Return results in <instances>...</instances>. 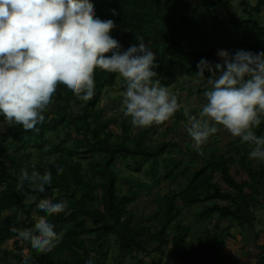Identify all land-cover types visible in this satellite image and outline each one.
I'll return each instance as SVG.
<instances>
[{
	"label": "trees",
	"instance_id": "16d2710c",
	"mask_svg": "<svg viewBox=\"0 0 264 264\" xmlns=\"http://www.w3.org/2000/svg\"><path fill=\"white\" fill-rule=\"evenodd\" d=\"M90 2L98 17L115 22L117 27L111 35L124 49L137 43V37L143 39L156 53L159 65L153 80H164L159 72L162 66L166 67L169 73L166 83L172 87L177 85L179 94L187 90L178 75L194 82L198 95L208 90L206 78L196 74V65L201 58L217 62L218 49L232 53L237 49L264 51V25L253 14L226 12L221 16L217 0ZM229 2L225 0L222 5L227 8L231 5ZM258 3L263 5L264 0ZM117 77L118 73L97 69L95 95L88 102L80 101L66 86L58 85L52 100L54 109L43 113L46 119L37 125L38 131H25L20 125H14L9 131L4 118V123L0 119V125L7 129L0 132V147H3L0 151V264H5L2 258L11 254L3 248L5 242L12 239L14 250L18 251L25 243L16 239L11 228L32 227L34 217L46 215L36 207L41 199L67 202L64 212L47 217L54 231L64 235L48 254H37L27 244L32 264H86L88 260L92 264H108L112 244L118 256L130 254L136 258L135 252L144 255L157 252L159 258H153L149 264L202 263L208 252L220 250L225 244L221 234L207 229L212 218H230L238 227L250 226L255 204L252 196L257 193L254 187H259L264 180V162H255L254 167L248 156L253 145L237 137L228 142L229 148L225 151L222 148L207 154L204 148L196 156L197 152L190 148L189 155H176L186 148L185 143H192L190 138L186 139L188 135H183L181 141L172 137L153 142L146 139L143 132L147 130L132 134L130 123L121 111L104 117L99 107L102 97L117 85ZM120 79L119 90L124 91V82ZM192 92L190 89L189 94ZM179 94H175L178 101ZM185 122L187 118L180 108L174 114L172 126ZM114 123L120 129L118 133L110 128ZM217 127L216 133L221 134L224 128ZM253 131L257 136H264V118ZM216 133L212 135L214 138ZM207 144L217 145V142L208 139ZM31 149L34 153L28 151ZM53 158L64 169L58 175L55 166L48 163ZM119 159L132 173L129 178H135L122 193L120 176L114 168ZM233 165L236 168L232 171ZM25 168L41 173L50 170L52 184L43 193L32 191L27 185L24 191L18 192L17 177ZM134 173H141L144 179L136 178ZM233 173L247 176L239 181ZM141 190L154 193L151 202L156 206L151 212L153 215L144 216V220H139L141 215L131 208ZM196 204H201L196 213V221L201 226L192 231L182 221V208L189 209ZM230 227L226 225L223 230L228 233ZM12 256L15 261L9 264H22L23 254ZM142 260L137 259L136 264Z\"/></svg>",
	"mask_w": 264,
	"mask_h": 264
},
{
	"label": "clouds",
	"instance_id": "9594fccd",
	"mask_svg": "<svg viewBox=\"0 0 264 264\" xmlns=\"http://www.w3.org/2000/svg\"><path fill=\"white\" fill-rule=\"evenodd\" d=\"M116 27L113 20L96 15L90 0H0V114L7 124L38 131L58 85L66 86L82 102L92 100L97 69L118 73L123 79L120 110L134 128L169 121L181 105L160 80H153L158 75L156 53L140 37L124 49L111 35ZM217 56V62L201 58L196 65L197 76L209 85L206 103L196 115L187 109L183 112L194 150L199 152L219 125L253 145L249 159L264 162V136L253 131L264 118V51L221 49ZM48 163L57 175L64 171L55 158ZM52 181L50 170L25 168L17 177L16 190L22 192L27 185L43 193ZM36 207L46 215L34 217L32 227L11 231L37 254H48L64 233L54 231L47 217L64 212L67 202L41 199ZM32 259L26 249L22 264H32Z\"/></svg>",
	"mask_w": 264,
	"mask_h": 264
},
{
	"label": "rangeland",
	"instance_id": "374dc122",
	"mask_svg": "<svg viewBox=\"0 0 264 264\" xmlns=\"http://www.w3.org/2000/svg\"><path fill=\"white\" fill-rule=\"evenodd\" d=\"M217 1H218V4H217L218 5V10L221 13V16H224V14H226V12H227V14L245 15V16H247L249 14H253V18H255L261 25H264V3H263V5L259 4L258 3L259 0H228V1H230L229 3L231 5L228 6L227 8H225L224 5H222L225 0H217ZM234 3H236V4L234 5ZM257 3H258V5H257ZM256 7L258 8V10L256 9ZM218 50H220V49H218ZM168 74L169 73H168L167 68L162 66L160 68L159 75L162 78H165L164 79L165 81L161 79L160 80L161 85L167 87L168 90L170 92H172L173 94H179L178 92H180V91H179L177 85H175V87H172V85L171 86L167 85L166 81H167ZM119 76L120 75L118 74V77L116 79L117 85L115 87H113L112 89H110L109 93L105 94L102 97V99H101L99 107L101 108V114L104 117H108L110 114H115V113L121 111L120 109H121L122 97H120V96H122V95H120L121 93L118 92V91H120L119 90V85H120V80H121ZM178 76H180V78L182 79L180 81L181 84H185V88L187 90V93L184 92V94H183L181 92L178 95L179 96L178 103L181 105L182 112H184V110L187 109L189 113H192V115H196V114L199 113V111H201L202 106L206 103V98H205L204 94L198 95L197 93H195L196 86H195L194 82H191L190 80L185 79V77H182V75H178ZM191 83H193V84H191ZM190 89L193 90L192 94H189ZM107 95H109V96H107ZM111 97H114V98L111 99ZM53 109H54V106L51 103L49 105V107H48V110H53ZM3 118L4 117L1 114L0 115V119H1L2 123H4ZM126 120H127V122L130 123V118H126ZM173 121H174V116L169 121H166L167 123L164 124V125H158V126L157 125H153V126H151V127H153V129L151 127L146 128L147 131L143 132V133L146 134L145 135L146 139L147 140H152L153 142L154 141L156 142V141H160V140H169L170 138L175 137L176 140L181 141V137L183 135H188V133L186 131L187 122L177 124L176 126H172L173 125ZM155 126H157L156 131H154ZM168 126H172L171 127L172 130H168V128H167ZM12 127H15V126L12 125V126L8 127L9 131L12 129ZM0 128H3L2 125H0ZM112 128L115 129L114 130L115 133H118L119 130H120V129H118V126L115 127V128L114 127H112ZM165 128H167V130L164 132ZM139 132H142V129H136V128H134L132 126V134H137ZM175 133H177V136L175 135ZM213 136H210L209 140H215L217 142V145H215V144H213V145L207 144L206 145V143H205L204 145H202L201 150L199 152L195 151V152H197V153H195L196 156L198 154H200L201 151L204 148H206L205 151H206L207 154L208 153H212L214 151L216 152V149L220 150V149L224 148L223 150L225 151V150H227L229 148V146H227L228 142L231 141V140H234L235 138H237V137L231 136L226 129H224V131L221 134H217L216 133L215 138ZM188 138L191 139L190 136L187 137L186 139L189 140ZM191 142L192 143L190 145L185 143L184 146L186 148L183 149V151L176 153V155H180L181 153H183L185 155H189L188 150H190V148L194 149V142L192 141V139H191ZM43 148H44V146H43ZM2 150H3V147H0V151H2ZM7 150L11 151V149H7ZM28 151L34 153V151L32 149L28 150ZM21 152H17V153L15 152V154L19 155V154H21ZM43 152H44V150H43ZM31 159L35 160L34 157H32ZM250 160L253 161L254 165H256L255 160H253V159H250ZM41 162H44V158L41 160ZM233 166H234V168H232V171L236 168L235 165H233ZM114 168H115L118 176H120L119 185L121 187V193H122V192L125 191L127 185L129 183H131L133 180H135V178H133V177L129 178L131 176L129 174H132V173L130 171H128V169H126L125 162H123L121 159L115 161ZM134 174L136 176H138L136 178L144 179V176L141 173H137V174L134 173ZM233 176H234L235 179H237L239 181L242 178H244V174H242V175H240V174H236L235 175L234 174ZM182 178L185 179L186 176L183 175ZM161 186H163V184H161ZM176 189H179L178 186H176ZM164 190H165V187H164ZM141 191H142V193L140 192L141 193L140 196L137 197L138 200L134 204H132L133 207H131V208L134 209V212H136V214L141 215L142 218H139V220H141V219L144 220V216H152L153 215L151 212L154 211L156 206L154 205L153 202H151V200L154 199V193H145L144 190H141ZM140 199H143V200H140ZM221 204H224V203H221ZM200 208H201V204L192 205L189 209L186 208V207L182 208V215H183V220L182 221L185 224L190 225L192 227V231H194V228L196 226H201L200 222L196 221L197 220L196 213L200 210ZM255 214H257V217L259 215L263 216L264 215V207L257 206ZM227 219H230V218H227ZM205 223H207V221ZM234 226H236V222L233 225V227ZM217 227L218 226H216V222L213 223V221L212 222L210 221L207 224V229H211L212 231L215 230V232H217V230H218ZM249 229H250V226L249 227H247V226L234 227L233 230H232V233L235 235V233L237 232V233H239L241 238L242 237L245 238V236L247 238L249 232L251 231V229H250V231H249ZM226 238H227V236H226ZM193 239H194V237L192 236V240ZM27 244H28V242H25L22 245L21 250H19V251L18 250H14L13 240L11 239V240H8L7 242H5L3 244V248H6L9 252H11L12 255L23 254L26 249L28 251L30 250L27 247ZM241 244H242V246H244L246 248V244L242 243V241H241ZM115 250H116V248L114 247V244H112V246H111V257H109L107 259V263L108 264H118V263L136 264V261L139 258L140 259H144V260L146 259L144 262L141 263V264H146L147 262H149V260L151 261L153 258L156 259V260L159 258V254L155 253L156 255H154L153 254L154 252H151L149 255H144V253H141V252H135L134 255H136V258H132L131 257L132 255H130V254L129 255H124V256L120 254V256H118L117 250L116 251ZM11 254H8L6 257H3L2 258V262H4L5 264H9L10 262H14L15 259H14V257ZM240 257H242V254H238L234 258H229V260L226 259V261L228 262V264H235L237 262H240V264H246L244 262H241L242 259ZM112 258L114 259V261L112 260ZM239 258H240V260H239ZM164 259H165V256L163 257L162 260L164 261ZM216 262H217L216 264H219V263H221V260L217 259Z\"/></svg>",
	"mask_w": 264,
	"mask_h": 264
},
{
	"label": "crops",
	"instance_id": "0c3cea01",
	"mask_svg": "<svg viewBox=\"0 0 264 264\" xmlns=\"http://www.w3.org/2000/svg\"><path fill=\"white\" fill-rule=\"evenodd\" d=\"M235 4L236 3H234V5ZM118 92L121 93L120 95H122L123 93V91H118ZM112 127L115 128L117 126L115 124H110V128ZM144 130L146 129H142V131ZM255 162L260 163L257 162L256 160ZM244 176L247 175L244 173ZM254 190H257V193L253 194L252 196L253 199L255 200V204L253 205V210H252L253 212L252 222L250 221L251 231L249 229L250 232L247 238L246 236L245 238L243 237L241 238V236L237 232L235 233V235L232 233L233 228L238 226L233 227L235 223H233L231 219H227V218L219 219L218 217L212 218L213 223L216 222V226H218L217 233L222 235V237L225 240V244L223 248L220 250H217L215 252L213 251L208 252L207 256L205 257V261H203L202 263L197 262L194 264H216L217 259L221 260V263L219 264H226V263L228 264L226 259L229 260V258H234L238 254H242V257H240L242 259L241 262H244L246 264L253 263L254 261H257V264H264V215L263 216L259 215L257 217V214H255L257 206L264 207V180L263 182L260 183L259 187L255 186ZM246 221L249 220L246 219ZM226 225L231 226L230 229L228 230V233L225 230H223ZM193 237L196 238L197 235ZM191 241L192 239L190 240V242ZM241 241L242 243L246 244V248L242 246ZM155 253L157 252H154L153 254L156 255ZM145 260L143 259V261ZM146 264H149V262H147ZM235 264H240V262H237Z\"/></svg>",
	"mask_w": 264,
	"mask_h": 264
},
{
	"label": "built area",
	"instance_id": "2783aa9c",
	"mask_svg": "<svg viewBox=\"0 0 264 264\" xmlns=\"http://www.w3.org/2000/svg\"><path fill=\"white\" fill-rule=\"evenodd\" d=\"M219 183L221 184L222 182L219 180ZM221 185H223V183Z\"/></svg>",
	"mask_w": 264,
	"mask_h": 264
}]
</instances>
